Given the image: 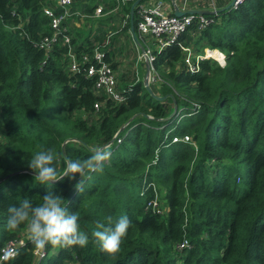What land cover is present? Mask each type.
Wrapping results in <instances>:
<instances>
[{
	"label": "trees",
	"instance_id": "trees-1",
	"mask_svg": "<svg viewBox=\"0 0 264 264\" xmlns=\"http://www.w3.org/2000/svg\"><path fill=\"white\" fill-rule=\"evenodd\" d=\"M135 1L72 0L71 13L85 18L73 14L45 51L41 43L53 30L43 9L60 12L55 1L0 0V252L6 242L23 239L15 257L0 264H264V0L223 11L231 0L215 4L203 15L205 25L195 16L162 51L146 36L153 44L152 90L165 98L151 96L127 70L117 85L124 101L117 103L97 91L88 63L68 70L63 37L77 56H91L108 39L105 60L115 70L121 36L133 43ZM99 5L102 15L95 17ZM88 19L97 23L94 31L72 28ZM133 19L135 41L147 48L136 29L137 8ZM191 46L198 54L219 51L225 65L202 58L189 72L182 48ZM184 136L191 141L173 143ZM95 148H107L110 159L101 173L89 174L82 192L74 187L78 175L43 185L28 166L36 152L50 149L64 175L66 159H86ZM48 191L79 214L89 243L49 244L37 258L26 225L5 227L7 210L25 197L41 204ZM155 198L159 212L147 207ZM122 215L131 226L112 255L90 234ZM184 241L188 246L180 249Z\"/></svg>",
	"mask_w": 264,
	"mask_h": 264
},
{
	"label": "clouds",
	"instance_id": "clouds-1",
	"mask_svg": "<svg viewBox=\"0 0 264 264\" xmlns=\"http://www.w3.org/2000/svg\"><path fill=\"white\" fill-rule=\"evenodd\" d=\"M110 155L107 148H95L86 159H66L64 175H60L55 167L53 151L40 150L32 156L28 166L35 173L34 179L43 185L52 184L64 176L75 180L78 175L80 179L74 187L82 192L89 174L101 173ZM7 211L5 227L12 231L22 224L26 225L29 239L37 250H43L49 244L55 247H84L89 243V234L80 231L79 214L71 212L64 198L52 191L43 196L41 204L34 206L31 200L25 197L18 206H9ZM130 226L127 215L115 220L109 217L107 224H97V229L90 234L91 239L102 251L115 255L119 252Z\"/></svg>",
	"mask_w": 264,
	"mask_h": 264
},
{
	"label": "built area",
	"instance_id": "built-area-1",
	"mask_svg": "<svg viewBox=\"0 0 264 264\" xmlns=\"http://www.w3.org/2000/svg\"><path fill=\"white\" fill-rule=\"evenodd\" d=\"M56 7L60 9V12L56 13L54 8L46 6L43 9L44 15L50 19V26L53 30L51 36H48L43 39L41 43V48H44L45 51H48L51 46L57 43L59 36L62 32L65 31L66 26L63 24H68L73 14L75 17L80 20L84 19L85 16L79 12L71 13L72 0H54ZM125 1V0H123ZM188 2V0H184ZM244 0H237L235 7L242 3ZM138 10V21L136 24V29L140 38L151 36L153 42L155 43V49L157 51H162L164 48L174 44L180 34H182L192 23L194 15H184L181 17H176L173 14L167 12V6L164 2L156 0L154 2H140L137 5ZM102 7L97 6L94 10V16L99 17L102 15ZM201 26L205 25L208 21L204 19L203 16H198ZM63 43L68 46L67 50V68L70 72L76 73L79 72L82 64L88 63L87 67V76L95 78V88L98 92H101L106 97L112 99L117 103L124 101L123 96L118 91V83L116 74L111 67V65L105 60L104 49L108 44V39L101 45L102 48L96 46L92 50L91 56L81 55L77 56L74 53L72 46L70 45V38L65 35L63 37ZM144 50L139 52L137 59L139 62H147L150 67L149 80L152 77V82L155 81V77L152 74V62L154 61L153 51L147 47L143 48ZM184 52L183 63L186 69L189 72H195L199 69L198 62L202 58H210L215 60L220 66L225 65L224 56L217 50H205V55H197L189 58L188 56V47L182 48ZM216 51L222 56L221 60L215 59L210 52ZM150 82V81H149ZM97 108V106H95ZM185 142L189 143L191 139L188 136H184L181 139L173 138V143L176 142ZM147 207H151L153 210L159 212V203L155 198L153 201L147 204ZM23 245V239L10 240L6 242L1 248L0 260H7L14 258L17 250L20 246ZM188 246V243L184 241L178 247L183 249ZM35 254L37 258L44 256L43 250H36Z\"/></svg>",
	"mask_w": 264,
	"mask_h": 264
},
{
	"label": "rangeland",
	"instance_id": "rangeland-1",
	"mask_svg": "<svg viewBox=\"0 0 264 264\" xmlns=\"http://www.w3.org/2000/svg\"><path fill=\"white\" fill-rule=\"evenodd\" d=\"M219 1L220 0H188L187 4L190 6H193V7H197V6L209 7L210 6V7H212L211 10L214 11L213 6L215 4H218ZM99 6H101L103 9L102 5H99ZM93 20L94 19H88V21L76 20V21H74L76 24V27L72 25L73 26L72 28H77V29L82 30V31H87L91 28L94 31L97 28V23H93ZM121 37H123V38H121L120 41H122L124 43L122 45H116L114 47L116 52H114L115 54L113 57V61L118 63V69H117V73L119 72L118 78H117L118 84H120V78H121L122 74H124L125 71H127V70L130 71L132 78L133 77L135 78V76L138 75L140 79L144 80L145 79V76L143 73L144 72V70H143L144 65L142 63H139V61L137 59L139 52H141L140 47H144V46H142V45L138 46V44L136 43V41L134 39H133V43H131V41L129 40V38L127 36H121ZM124 37H126L129 42L126 39L123 41ZM145 42H146L147 47H149L151 49L153 48L152 41L150 40L149 37H145ZM205 50H208V48H205L203 50L202 54H198L195 51V48H193L192 46L188 47V51H187L188 56L187 57L191 58V57H193V55L194 56L205 55ZM195 53H197V54H195ZM150 79L152 80L153 78L151 77ZM151 80H149L150 81L149 82V88L152 90L153 86H156L155 85L156 82L155 81L152 82ZM24 235H25V237H29L27 230H25Z\"/></svg>",
	"mask_w": 264,
	"mask_h": 264
},
{
	"label": "water",
	"instance_id": "water-1",
	"mask_svg": "<svg viewBox=\"0 0 264 264\" xmlns=\"http://www.w3.org/2000/svg\"><path fill=\"white\" fill-rule=\"evenodd\" d=\"M141 1L142 0H136L131 5L130 10H129L130 32H131L132 38L134 40H136V33L134 31V22H133V20H134L133 19L134 18V11H135L137 5ZM171 1H173V0H171ZM236 1L237 0H231L227 6H225L222 9H220L219 11L228 10V9L234 7ZM208 13H209L208 11H199V10H190V11H187V12H181V11L178 10V8L175 7L173 15L176 16V17H181V16H184V15L203 16V15H207ZM215 13H216V11H215ZM140 50L143 51L144 49L142 47H140ZM145 64H146V76H145V79H144L145 88L147 89V91L150 93L151 96H153V97H155L156 99H159V100H164L165 97H158V96L154 95L153 91L149 88L150 67H149V64L147 62H145ZM121 131H122V129L119 132H121ZM62 148H63V146H62Z\"/></svg>",
	"mask_w": 264,
	"mask_h": 264
},
{
	"label": "crops",
	"instance_id": "crops-1",
	"mask_svg": "<svg viewBox=\"0 0 264 264\" xmlns=\"http://www.w3.org/2000/svg\"><path fill=\"white\" fill-rule=\"evenodd\" d=\"M154 1H156V0H144L142 2L147 3V2H154ZM160 1H162L166 4L167 12L169 14L170 13L173 14L175 7L178 8V10L181 12H187L190 10H199V11H208L209 12L212 9V7H210V6L209 7H199L196 5L197 7H193V6L188 5L187 2H185L184 0H173V1H171V0H160ZM226 1L227 0H220L218 3L224 4ZM214 8L216 9L215 6H214ZM211 11H213V10H211ZM123 43L124 42H122V41L121 42L118 41V45H122ZM140 63L144 64V69H143L144 72L143 73H144V76H146V64H145V62H140ZM117 69H118V67L114 70V72L116 74V77L118 78L119 72L117 73Z\"/></svg>",
	"mask_w": 264,
	"mask_h": 264
}]
</instances>
